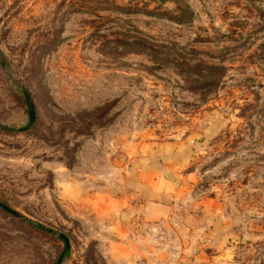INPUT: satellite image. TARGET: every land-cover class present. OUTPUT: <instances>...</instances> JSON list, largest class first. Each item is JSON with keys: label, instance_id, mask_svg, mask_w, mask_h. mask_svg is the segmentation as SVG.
Returning <instances> with one entry per match:
<instances>
[{"label": "rangeland", "instance_id": "1", "mask_svg": "<svg viewBox=\"0 0 264 264\" xmlns=\"http://www.w3.org/2000/svg\"><path fill=\"white\" fill-rule=\"evenodd\" d=\"M59 1L0 0V264H264V0Z\"/></svg>", "mask_w": 264, "mask_h": 264}, {"label": "trees", "instance_id": "2", "mask_svg": "<svg viewBox=\"0 0 264 264\" xmlns=\"http://www.w3.org/2000/svg\"><path fill=\"white\" fill-rule=\"evenodd\" d=\"M159 4H162L164 3L165 1L167 0H157ZM92 0H60L58 2V4H63L65 3L66 6L71 10L70 12H73V11H77V10H83V11H86V10H89V11H93V10H102V9H105L102 5V3H104L105 5L108 4V0H94V2H92ZM113 4L111 3L110 6H112ZM160 6V5H159ZM158 4L154 7V8H159ZM145 13L147 12H150V14H154V15H159V16H164L166 17L167 19H171V20H179L177 17H173V15H165V13H163V11H149V10H146L144 11ZM56 34H54L51 38V40H53V38H55ZM55 42V41H53ZM211 75V74H210ZM200 77L203 78L202 75H200ZM214 82V81H213ZM25 103V101H24ZM34 109V108H33ZM262 115L264 116V113H262ZM34 117H35V111H34ZM28 126H25V127H21V128H10V127H5V126H0V129L1 130H4V131H8V132H19L21 130H24L25 128H27ZM27 223L29 225H31L32 227L36 228V229H39L43 232H46V233H53V231L49 228H45L43 227L42 225L38 224V223H32L30 221H27ZM60 238L62 241L63 239L61 237H58ZM68 250H69V247L65 248L64 245L62 246V250L61 252L59 253L55 263L56 264H59L62 259L68 254Z\"/></svg>", "mask_w": 264, "mask_h": 264}, {"label": "water", "instance_id": "3", "mask_svg": "<svg viewBox=\"0 0 264 264\" xmlns=\"http://www.w3.org/2000/svg\"><path fill=\"white\" fill-rule=\"evenodd\" d=\"M0 65L3 66L2 62H0ZM21 93L23 95L24 101H25V106H26V112L28 115V122L26 124V126H29L33 120H34V109H33V105H32V101L30 98L29 93L26 91V89L24 87H21ZM0 126H4V125H0ZM7 127V126H5ZM13 128V127H10ZM0 208L2 210H4L5 212L15 216V217H21V215L16 212L15 210L9 208L7 205L3 204L0 202ZM59 237H61L63 239V243H64V247L67 248L68 247V242L66 240V238L62 235V234H57Z\"/></svg>", "mask_w": 264, "mask_h": 264}]
</instances>
